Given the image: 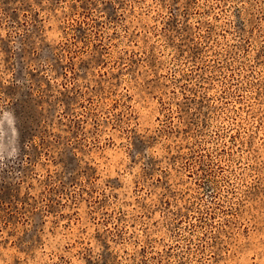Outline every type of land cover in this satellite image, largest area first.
Returning a JSON list of instances; mask_svg holds the SVG:
<instances>
[{"label":"rangeland","instance_id":"374dc122","mask_svg":"<svg viewBox=\"0 0 264 264\" xmlns=\"http://www.w3.org/2000/svg\"><path fill=\"white\" fill-rule=\"evenodd\" d=\"M0 264H264V0H0Z\"/></svg>","mask_w":264,"mask_h":264}]
</instances>
